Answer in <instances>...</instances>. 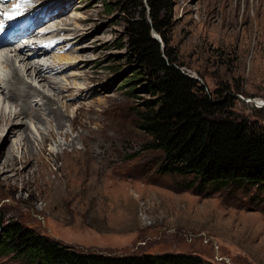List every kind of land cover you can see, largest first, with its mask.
Returning <instances> with one entry per match:
<instances>
[{"label": "rangeland", "instance_id": "374dc122", "mask_svg": "<svg viewBox=\"0 0 264 264\" xmlns=\"http://www.w3.org/2000/svg\"><path fill=\"white\" fill-rule=\"evenodd\" d=\"M22 1L42 6L39 16L47 17L42 27L62 41L51 50L42 48L39 58L31 56L32 66L44 68V79L27 63L16 60L15 65L65 119L58 128L43 96L33 97L30 109L38 110L43 121L28 117L14 122L28 123L39 159L33 165L21 160L25 154L29 158L31 148L19 135H11L12 126L3 119L23 109V100L5 94L15 76L9 58L17 54L0 48L4 219L79 252H184L214 264H264L263 186L204 185L194 175L159 171L165 153L148 148L150 136L140 128L137 113L152 98L143 88L146 79L138 73L133 93L125 81L140 69L127 43L128 20L139 10L135 2ZM167 13L165 32L180 69L197 79L212 99L231 98L237 117L263 132L264 107L255 99H264V0H168ZM29 48L18 54L26 57ZM12 150L17 163L10 157ZM0 264L29 263L6 253Z\"/></svg>", "mask_w": 264, "mask_h": 264}, {"label": "trees", "instance_id": "16d2710c", "mask_svg": "<svg viewBox=\"0 0 264 264\" xmlns=\"http://www.w3.org/2000/svg\"><path fill=\"white\" fill-rule=\"evenodd\" d=\"M122 2H135L139 9L128 20L127 43L140 69L125 81L133 93L138 73L146 79L143 88L152 98L144 100L137 113L140 128L150 136L148 148L165 153L159 171L194 175L204 185L264 187V131L239 119L231 110V98L212 99L197 79L180 69L165 32L168 0ZM6 253L29 264H214L198 254L184 252H79L19 222L6 221L0 211V255Z\"/></svg>", "mask_w": 264, "mask_h": 264}, {"label": "bare ground", "instance_id": "6f19581e", "mask_svg": "<svg viewBox=\"0 0 264 264\" xmlns=\"http://www.w3.org/2000/svg\"><path fill=\"white\" fill-rule=\"evenodd\" d=\"M18 1L20 2L22 0H16V1L14 0V2H18ZM25 1L30 2L31 0H25ZM38 1H42V0H38ZM1 3H3V2H1ZM34 8L40 9V8H42V6H37ZM0 12H1V7H0ZM38 15L39 14H36V17H39ZM33 34H34V32H32L30 35H33ZM20 40H22V39H20ZM35 49L37 51L33 55H26L27 58L25 56H21L19 54H17L15 58H9V60H11L10 63H11V67H12V74H14L15 76L13 77V81L11 80V81L7 82V86H6L7 91L4 90L6 95L9 94V98L19 99V101L23 100V103H24L23 109L20 108V110L18 112H16L14 115L9 116L8 118L5 117L3 119L9 126H12L11 127V129H12L11 135H19L20 140H21L20 142L24 146H27L28 149H29V147L31 148L32 154L28 156L29 158H27V154H25L26 156H23L21 159V160H23L25 158L27 160V162L26 161H24V162H26V164L30 163V165L31 164L33 165V162L35 159L36 160L39 159L38 158L39 154H36L37 152L35 153L33 151V148H32L31 135L28 132V130H30V128L28 126V123H26V122H22V121L20 122L19 120H18L19 122H14V121H15V118L22 120L23 118H28V117H31V119L37 120L38 122L43 121L38 110L31 111V109H30L32 107V105H31L32 98L38 97L39 95H42V94H40L42 92H40L37 89H34V87H32V84L26 83L24 77L22 76L21 72L19 71V68L15 65V61L20 60V62L27 63L26 65L27 66L29 65V69L32 68L33 72H35L38 77H42L44 79L45 75H42L44 68H41L40 65L36 66L35 64L32 66L31 65L32 62H29L31 59V56L32 57L35 56V57L39 58L41 54H44V50L42 48H35ZM19 53L21 54L22 52H19ZM29 54H31V53H29ZM45 79H46V77H45ZM14 82H17L18 84H20V83L24 84L25 83L26 87L22 88L21 84L18 87V86H16V83H14ZM42 96H43V100H45V101H43V105H45L46 110H49V113L52 114L53 119L56 122L57 127L61 128L63 125V119H65V113H63V111L58 106L55 107L56 104L54 103V101L50 97L46 96V94L42 95ZM255 101L264 107V99H255ZM19 124H24L25 125L24 128L19 129V127H18ZM47 140H48V138L45 137L44 141H47ZM72 148H73V150H75V147L73 145H72ZM44 151L45 150L42 149V152H44ZM14 154H15L14 150L10 151V157L14 158L15 159L14 162H16V158H15ZM24 169L25 168H23V171H24Z\"/></svg>", "mask_w": 264, "mask_h": 264}, {"label": "snow or ice", "instance_id": "6c2138e0", "mask_svg": "<svg viewBox=\"0 0 264 264\" xmlns=\"http://www.w3.org/2000/svg\"><path fill=\"white\" fill-rule=\"evenodd\" d=\"M4 15L8 16L9 14L8 13H5ZM9 18H11V16H9Z\"/></svg>", "mask_w": 264, "mask_h": 264}, {"label": "water", "instance_id": "95a60500", "mask_svg": "<svg viewBox=\"0 0 264 264\" xmlns=\"http://www.w3.org/2000/svg\"><path fill=\"white\" fill-rule=\"evenodd\" d=\"M159 35V34H158ZM159 41H161L162 42V40H161V38L159 37V38H157ZM261 106V105H260Z\"/></svg>", "mask_w": 264, "mask_h": 264}]
</instances>
